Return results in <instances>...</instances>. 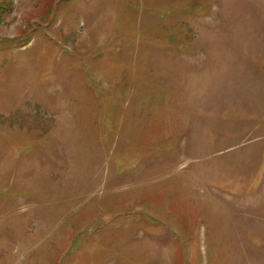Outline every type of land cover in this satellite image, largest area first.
<instances>
[{"label": "rangeland", "instance_id": "374dc122", "mask_svg": "<svg viewBox=\"0 0 264 264\" xmlns=\"http://www.w3.org/2000/svg\"><path fill=\"white\" fill-rule=\"evenodd\" d=\"M0 264H264V0H0Z\"/></svg>", "mask_w": 264, "mask_h": 264}]
</instances>
